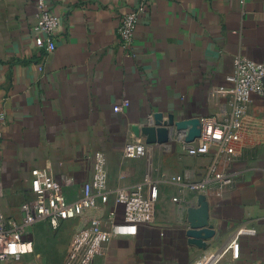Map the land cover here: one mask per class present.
Returning <instances> with one entry per match:
<instances>
[{
  "label": "crops",
  "instance_id": "obj_1",
  "mask_svg": "<svg viewBox=\"0 0 264 264\" xmlns=\"http://www.w3.org/2000/svg\"><path fill=\"white\" fill-rule=\"evenodd\" d=\"M46 1L60 19L51 53L36 47L31 33L36 0H0V218L20 217L39 169L72 179L64 193L76 200L91 178L94 154L102 152L109 191L150 180L159 198L151 224L109 241L92 264H194L208 250L188 238V213L199 195L215 232L209 250L237 235L238 257L224 262L264 264V102L254 97L234 126L230 161L216 160L213 151L189 156L173 136L166 147L137 136L155 114L175 122L227 114L234 58L264 63V0ZM135 10L141 12L126 49L117 29ZM131 140L145 145L144 157L123 156ZM213 165L232 182L201 192ZM112 206L111 198L55 230L46 222L33 225L26 235L33 252L8 264H68L76 230Z\"/></svg>",
  "mask_w": 264,
  "mask_h": 264
},
{
  "label": "built area",
  "instance_id": "obj_2",
  "mask_svg": "<svg viewBox=\"0 0 264 264\" xmlns=\"http://www.w3.org/2000/svg\"><path fill=\"white\" fill-rule=\"evenodd\" d=\"M140 12L132 11L120 21L117 35L126 49L134 41ZM31 33L36 47L46 53L55 51L60 38V19L51 13L46 0H36V22ZM233 64V72L227 77L232 95L227 114L222 119H198L200 135L192 142H185L184 133L175 136L185 154L200 157L213 151L216 160L225 155L229 161L236 155L234 143L238 139L234 126L244 119L254 97L264 102V63L236 56ZM126 105L127 102H123L118 109ZM145 145L139 140H131L124 146L123 156L127 159L142 158L146 153ZM231 182L230 175L217 172L213 165L198 188L201 192L210 186L222 190ZM72 183L73 180L66 176L55 179L48 169L34 171L29 194L19 206L20 217L0 218V264H8L33 252L32 242L26 238L33 225L46 222L55 230L62 221L81 219L86 212L97 209L99 203L107 205L111 198L113 206L108 215L88 219L73 234L68 264H92L96 257L105 254L109 241L118 237H134L140 226L153 222L159 198L157 184L147 180L133 187L109 191L106 157L102 152L94 154L91 178L82 185L76 200H68L64 193ZM229 255L232 260L238 257L237 235L222 249L203 252L194 264H229L224 262Z\"/></svg>",
  "mask_w": 264,
  "mask_h": 264
},
{
  "label": "water",
  "instance_id": "obj_3",
  "mask_svg": "<svg viewBox=\"0 0 264 264\" xmlns=\"http://www.w3.org/2000/svg\"><path fill=\"white\" fill-rule=\"evenodd\" d=\"M148 123H153V125H145L137 133V136H139V133L144 136L146 145L165 147L172 142V136L175 137L180 133H184L185 142L189 143L200 135L199 120L196 118L175 122L172 117L165 120L162 116L155 114ZM208 220L206 197L199 195L197 197V208L188 213V222L190 223L189 242L198 249L209 247L208 239L215 237L213 227L209 225Z\"/></svg>",
  "mask_w": 264,
  "mask_h": 264
},
{
  "label": "rangeland",
  "instance_id": "obj_4",
  "mask_svg": "<svg viewBox=\"0 0 264 264\" xmlns=\"http://www.w3.org/2000/svg\"><path fill=\"white\" fill-rule=\"evenodd\" d=\"M43 244H44L43 246H44L45 249L50 248V244L49 243H43ZM207 248H208L207 252H209L210 251L209 247H207Z\"/></svg>",
  "mask_w": 264,
  "mask_h": 264
}]
</instances>
